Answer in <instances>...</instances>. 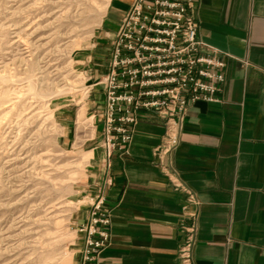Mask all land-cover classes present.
Instances as JSON below:
<instances>
[{
  "label": "crops",
  "instance_id": "crops-1",
  "mask_svg": "<svg viewBox=\"0 0 264 264\" xmlns=\"http://www.w3.org/2000/svg\"><path fill=\"white\" fill-rule=\"evenodd\" d=\"M131 2H110L106 29L110 15H119V22ZM194 3L198 37L225 62L220 101L190 106L179 146L170 157L198 205L188 204L187 196L156 166L153 152L164 135L162 121L153 114L140 115L128 154L114 153L112 158V186L106 191L110 244L92 264H180L181 228L191 223L196 226L194 264H264V0ZM117 24L107 30L116 32ZM80 60L89 63V57ZM108 60L103 68L86 67L94 70L95 83L86 114L90 112L97 124L103 92L96 82L106 75ZM77 113L66 106L57 113L62 149L75 143ZM97 131L98 139L94 135L82 143V151L91 153L81 186L88 202L75 226L85 223L95 188L102 182ZM78 243L71 264H79Z\"/></svg>",
  "mask_w": 264,
  "mask_h": 264
},
{
  "label": "rangeland",
  "instance_id": "rangeland-1",
  "mask_svg": "<svg viewBox=\"0 0 264 264\" xmlns=\"http://www.w3.org/2000/svg\"><path fill=\"white\" fill-rule=\"evenodd\" d=\"M111 1L0 0V264H71L81 242L91 156L82 143L101 128L86 114L95 84L86 67L109 58ZM65 106L78 112L67 150L56 119Z\"/></svg>",
  "mask_w": 264,
  "mask_h": 264
},
{
  "label": "built area",
  "instance_id": "built-area-1",
  "mask_svg": "<svg viewBox=\"0 0 264 264\" xmlns=\"http://www.w3.org/2000/svg\"><path fill=\"white\" fill-rule=\"evenodd\" d=\"M220 53L198 37L194 0H132L113 37L107 73L98 83L103 103L98 114L102 182L96 186L81 236L79 264H92L110 244L106 191L112 186V158L128 154L140 115L162 121L164 135L154 150L157 167L175 190L198 205L173 169L170 157L180 143L185 116L197 102L218 103L225 82ZM180 264H194L196 226H183Z\"/></svg>",
  "mask_w": 264,
  "mask_h": 264
},
{
  "label": "bare ground",
  "instance_id": "bare-ground-1",
  "mask_svg": "<svg viewBox=\"0 0 264 264\" xmlns=\"http://www.w3.org/2000/svg\"><path fill=\"white\" fill-rule=\"evenodd\" d=\"M60 92V91H59ZM88 92V91H87Z\"/></svg>",
  "mask_w": 264,
  "mask_h": 264
}]
</instances>
